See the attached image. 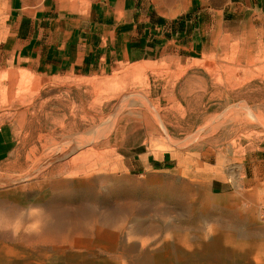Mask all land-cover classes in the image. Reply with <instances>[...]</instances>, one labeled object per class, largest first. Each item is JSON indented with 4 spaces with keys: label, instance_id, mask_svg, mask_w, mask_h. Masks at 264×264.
I'll return each instance as SVG.
<instances>
[{
    "label": "rangeland",
    "instance_id": "obj_1",
    "mask_svg": "<svg viewBox=\"0 0 264 264\" xmlns=\"http://www.w3.org/2000/svg\"><path fill=\"white\" fill-rule=\"evenodd\" d=\"M8 1L0 0V129L14 138V148L0 161V203L5 194L12 196L4 202L22 214V230L45 220L68 232L71 220H85L87 213H74L64 203L50 211L49 196L91 181L99 191L120 185V197L134 190L132 200L144 211L127 216L131 211L113 200L98 205L100 218L110 212L121 220L120 228H107L118 233L114 240L103 239L105 227L78 244L26 247L0 240V264H134L125 247L134 246L138 255L169 242L194 253L217 235L220 256L164 264H264V10L228 18L225 11L231 9L220 8L216 16L201 0L207 38L197 58L181 57L172 46L137 62L48 77L5 48ZM25 1L35 7L51 3V10L58 7L66 15L90 3ZM161 157L166 167H152V158ZM157 186L166 193L145 194ZM170 195L212 214L193 216ZM35 215L42 216L39 223ZM163 218L173 223L172 231L132 233L137 220ZM6 229L12 235L20 231Z\"/></svg>",
    "mask_w": 264,
    "mask_h": 264
},
{
    "label": "crops",
    "instance_id": "obj_2",
    "mask_svg": "<svg viewBox=\"0 0 264 264\" xmlns=\"http://www.w3.org/2000/svg\"><path fill=\"white\" fill-rule=\"evenodd\" d=\"M88 1L89 6L73 7L71 15H66L58 7L51 10V3L35 7L25 0H9L5 48L17 61L48 77L133 63L172 46L186 59L203 53L207 28L201 0L200 5L196 0ZM202 1L216 16L227 7L232 12L224 15L230 17L264 10V0ZM13 148L14 138L0 129V161ZM152 159V167H166L164 157Z\"/></svg>",
    "mask_w": 264,
    "mask_h": 264
},
{
    "label": "bare ground",
    "instance_id": "obj_3",
    "mask_svg": "<svg viewBox=\"0 0 264 264\" xmlns=\"http://www.w3.org/2000/svg\"><path fill=\"white\" fill-rule=\"evenodd\" d=\"M252 76H253V74H252ZM257 76H259V75H257ZM243 78H245V76ZM245 81H246V79H244V82ZM222 82H223V80H222ZM127 98H128V96H127ZM234 104H236V103H234ZM235 106H237V105H235ZM243 109H246V108H243ZM249 119H251V118H249ZM260 119L262 120L263 118H260ZM260 119H258V120L260 121ZM210 121H211V119H210ZM251 121H252V119H251ZM262 122H264V119ZM109 127H110V125H109ZM104 129H106V128L104 127ZM99 135H100V133H99ZM57 185L58 184H53L50 187L55 190ZM92 185H93V182H91V181L86 182V183L83 182L78 186L72 187L71 193H70V191H65L64 193H61V194H54V195L51 194L49 196V199L46 203V207L50 211L54 210L52 208L58 204H62V205L65 204V205H71V211H73L74 213H82V212L87 213L88 218L85 220H82V221L71 220V231H68V232L63 231V230H57V228L54 229L53 227H50L49 225H47V221H45V220H43L41 222V224H36L35 226L33 225L32 229H31L32 231L22 230V229H24L23 228V223H24L23 216L19 211H17L18 208H15L13 206H11V207L6 206L4 201L9 200V198H11L12 196H10L8 198V195L5 194L4 195L5 199L2 201V203H0V208L2 206L6 207V209L4 211L2 210V212L0 209V228H2V230H3V232L0 233V240L11 241L14 243H23V245H25L26 247L35 246V245L39 246V245H43V244H49L52 246L57 245L58 246V245H64L67 242H71L73 244V242H75V240H77V244H78V243H81V240H82L81 237L82 238L86 237L87 240L84 239L83 241L87 242L102 227L106 228L105 229L106 233L103 235V239H105V240L117 239L118 233L111 231L112 229L110 227L120 228L121 224H122L121 220L115 221L114 217L116 216V214L112 215V213H110V212L103 213L102 217L100 218L98 216V212H97L99 209L98 205L101 206L102 204H106L108 201L113 200L117 204V207H119V209L126 206L127 210L129 209L131 211L130 213L127 214V216L128 215L134 216L136 214V212L139 215V213H143L144 210L140 207L139 204H137L138 202H134L132 200V199H134V200L137 199L135 197L136 194H135L134 190H127L126 194L123 195V197H120L121 194H119V193L122 191V187L120 185H113V186L107 187L104 191L91 189ZM79 187H81V188H79ZM82 187H84V188H82ZM166 190H167V188L165 186H157L156 188L153 187V188L146 190L145 194L151 193L153 196L155 192L159 193L161 191L162 193H166ZM31 192H32V190H31ZM31 195L32 194H29V196H31ZM25 196H27V195H25ZM168 198L174 199V201H177V202H182L181 204L186 205L188 207L190 213L193 216L202 217V216H205L207 214L208 215L212 214V212H209L204 206L196 207L195 205L191 204V202H187L186 198H184V197L175 198L174 196L170 195V196H168ZM120 199H122L124 202L123 203L120 202ZM149 199H151V198H149ZM152 199L150 200L151 202L148 200L149 204H151V206L156 204ZM164 199H166V197ZM11 200H13V202H15V204H16V201L14 199H11ZM155 207H157V206L155 205ZM157 208H158L157 210H161V209L163 210L164 206L161 204ZM226 212L230 215L229 208H226ZM118 216H119V212H118ZM41 218H42L41 215H35V219H36V221H38V223L41 220ZM118 218L120 219L121 217L119 216ZM9 226L14 227L15 230H20V231H18L16 235L9 234L8 230L6 229ZM223 226L228 228L229 230H230V228L233 227V226H231V224H225ZM107 228H109L111 230H108ZM173 228H175L173 223L166 222L165 218H163V223L156 222V221L146 222V221H142V220H137V222L134 224V226L132 228V233L133 234H141V233L154 234V233H156V231H158L160 229H165L166 231H172ZM75 229H80V230L78 232H73V230H75ZM212 230H214V229H212ZM211 235H212V233H211ZM166 238H168V235H166ZM248 240H250V239H248ZM224 241L229 242L230 240L228 238H225ZM219 242H220L219 236L217 235L215 238H212L207 244H205V247L202 251H197L194 253L184 252V251H181L179 249H176L169 242L164 244L161 247V249L154 251V252H151V253L150 252H140L138 255H134L132 253L135 250L134 246L125 247L124 252L129 257H131V260L134 262V264H164L167 262L185 263V262H189L190 259L193 257H200V258L206 257L208 259H212L218 253L221 254V251L219 250L220 249L219 248ZM226 249H225V252H226ZM237 254H238V252H237ZM217 256H220V255H217Z\"/></svg>",
    "mask_w": 264,
    "mask_h": 264
},
{
    "label": "trees",
    "instance_id": "obj_4",
    "mask_svg": "<svg viewBox=\"0 0 264 264\" xmlns=\"http://www.w3.org/2000/svg\"><path fill=\"white\" fill-rule=\"evenodd\" d=\"M228 18H231V17L229 16ZM233 18H237V16H235V17L233 16Z\"/></svg>",
    "mask_w": 264,
    "mask_h": 264
}]
</instances>
